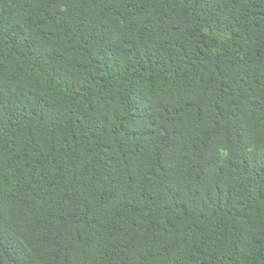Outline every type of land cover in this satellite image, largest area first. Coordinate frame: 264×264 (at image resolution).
<instances>
[{
	"label": "trees",
	"instance_id": "trees-1",
	"mask_svg": "<svg viewBox=\"0 0 264 264\" xmlns=\"http://www.w3.org/2000/svg\"><path fill=\"white\" fill-rule=\"evenodd\" d=\"M0 264H264V0H0Z\"/></svg>",
	"mask_w": 264,
	"mask_h": 264
}]
</instances>
